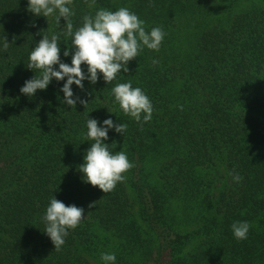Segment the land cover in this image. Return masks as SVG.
<instances>
[{
    "label": "trees",
    "instance_id": "trees-1",
    "mask_svg": "<svg viewBox=\"0 0 264 264\" xmlns=\"http://www.w3.org/2000/svg\"><path fill=\"white\" fill-rule=\"evenodd\" d=\"M69 6L74 31L85 15L125 7L146 31L161 27L166 36L111 83L73 85L74 98L87 103L68 106L63 81L34 96L20 92L40 75L27 66L42 36L58 34L61 59L71 63L64 19L32 14L27 0H0V40L10 43L0 44V264H103L104 252L115 253L116 264H264V0ZM129 81L151 100L146 123L114 102L111 89ZM88 115L127 124L106 143L133 166L107 193L79 172L92 143ZM53 195L84 209L59 251L42 219ZM235 221L250 223L247 239L234 238Z\"/></svg>",
    "mask_w": 264,
    "mask_h": 264
},
{
    "label": "clouds",
    "instance_id": "clouds-1",
    "mask_svg": "<svg viewBox=\"0 0 264 264\" xmlns=\"http://www.w3.org/2000/svg\"><path fill=\"white\" fill-rule=\"evenodd\" d=\"M73 0H27L28 11L46 19L54 16L57 23L61 18L65 21L66 35L70 36L71 48L63 51L64 57H71V63L61 59V40L58 34L42 36V39L29 53L28 69L40 70V75H34L24 82L20 92L28 97L34 96L37 90H46L53 79L63 81L60 92L63 102L68 106L76 105L79 101L74 98L72 86L84 89V81L96 84L101 78L108 84L116 79L117 74L129 71V62L139 56L144 48L159 51L166 36L161 27H153L146 31L145 22L128 8L121 7L115 11L100 8L94 15H85L82 26L73 30L69 19L75 13L69 6ZM3 48L10 43L4 36L0 40ZM158 61L153 60V64ZM82 65L85 67L82 68ZM114 102L118 103L125 115L137 123H146L152 118L153 105L147 94L140 87H133L131 81L118 83L111 89ZM110 113V112H109ZM86 138L92 141L87 149L83 163L79 165L82 180L103 193L113 190L118 182L125 179L123 175L133 165L124 151H112L106 143L109 131L114 130L124 135L127 124L115 123L111 117L98 121L95 118L86 119ZM234 183H240L242 176L232 170L228 173ZM84 218V209L74 204L65 205L55 195L50 198L42 216L45 222L44 233L50 238L56 251L65 244L69 230L79 226ZM247 221H235L231 225L233 236L237 240L247 239L250 231ZM103 264H116L113 252L101 253Z\"/></svg>",
    "mask_w": 264,
    "mask_h": 264
}]
</instances>
